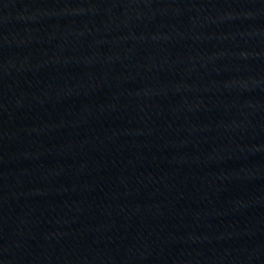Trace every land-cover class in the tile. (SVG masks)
<instances>
[{"label":"water","instance_id":"obj_1","mask_svg":"<svg viewBox=\"0 0 264 264\" xmlns=\"http://www.w3.org/2000/svg\"><path fill=\"white\" fill-rule=\"evenodd\" d=\"M0 264H264V0H0Z\"/></svg>","mask_w":264,"mask_h":264}]
</instances>
